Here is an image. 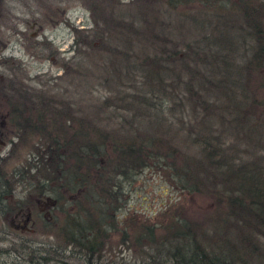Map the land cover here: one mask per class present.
<instances>
[{
	"label": "rangeland",
	"instance_id": "374dc122",
	"mask_svg": "<svg viewBox=\"0 0 264 264\" xmlns=\"http://www.w3.org/2000/svg\"><path fill=\"white\" fill-rule=\"evenodd\" d=\"M9 2L10 11L6 12V19L20 13L30 22L25 31V45L13 50L6 48V65H0V78L6 75V81L30 89L15 91L16 93H33L49 100L50 109L57 111L58 116L44 118V122L48 125L47 130L54 132L58 138L62 131L74 132L78 127L94 137L100 133L106 136L119 133L116 132L118 128L119 131L136 128L146 132L145 135L158 136L168 147L177 151L178 155L183 151L188 155L187 158H192L194 155L198 156L197 148L182 144V137L175 135L177 120L192 131H197L196 127L203 128L206 124L208 129L213 127V134L222 130L226 132L225 125L229 123L238 130L241 128L236 131L237 143L233 144L236 152L250 151L263 136V144L257 154L264 160V86H261V82L257 83V91L253 93L245 89L243 107L248 100L254 105L248 107L249 112L246 111L251 116L238 113L241 124L228 122L229 116L225 114L220 115L219 122L218 116H207L206 111V117L202 118L200 107L191 109L187 105V98L183 94L187 92V86L189 92L205 94L203 102L208 105V109L217 103L215 100L221 93L216 88L207 89L208 92L204 90L205 80L212 79L209 76L211 73H207V69H203L197 60L199 57L204 59V56L211 59L216 52L203 53L205 46L200 42L207 39L210 43H219L233 39V30L224 32L225 38L213 36L212 40L207 32L204 34V28L213 19L211 15L214 10L209 11L203 2L69 0L67 6L58 0ZM59 8H66L65 16L69 20H62ZM32 19L36 20L34 26H30ZM10 39L22 41L16 35L10 36L6 27V41ZM249 46H253V43L247 41L242 56L241 52L235 53L229 48L217 53L228 57V65L233 67L232 75L236 78L243 76L240 65L246 64L244 58L251 52ZM55 47L57 49L54 50ZM159 52L164 57H169V65H166V58L165 65H140L141 58H155V54ZM175 59L189 65L191 71L194 70L193 66L201 67L194 72L192 78H188L186 70L180 74L172 67L179 65ZM149 62L146 60L145 63ZM140 67H144L154 77H157L158 73H155L158 67L165 76H175L180 85L173 90L174 95L169 97L164 91L152 89L149 93L153 94L154 101L148 98L150 106L146 102H139L135 93L144 89ZM250 83H253L251 78ZM11 91H8L10 95L13 93ZM6 109H11L7 103ZM157 125L159 128H155ZM32 127L35 129V126ZM17 129H14L15 136L12 133L9 135L16 138L9 145L10 151L6 154V179L11 183L10 190L14 191L9 200L14 203L18 199L22 201V206H29L36 224L32 230L24 231H16L11 227L6 240L0 234V264L4 260L6 264H84L82 257L70 251L65 237L59 235V228L63 223L61 217H64L62 208L70 205L69 198L75 194L73 189L63 187L67 183L62 173L66 176V171L73 170L71 166L74 162L71 164L66 160L62 165L55 160L51 165L46 160L45 165L39 166L43 160L40 156L46 151L39 147L44 143L43 137H39L30 128ZM232 140L233 137L230 139L226 136V143L219 144L224 147ZM106 149L108 152L100 158L101 161L115 159L116 154H112L111 147ZM137 172L138 169L134 171L132 184L126 186L128 188L124 192V198L122 195L119 198L121 205L110 210L115 216L111 219L115 220V224L108 227L105 238L107 241L103 248L107 244V258L115 262L128 259L132 254L129 246L138 224L129 216L158 221L166 218L164 212L169 206L178 204L180 207H187L193 216H200L202 207H208L211 203V198L207 195L184 192L172 185L168 169L160 171L146 166L142 172ZM39 190L43 191L38 193ZM114 204L117 205L118 202ZM14 212L11 210L7 214V221L11 218L18 221ZM170 212L174 213L173 209ZM46 217L50 219L48 225L44 223ZM51 222L55 225L52 226ZM123 228L126 236H123Z\"/></svg>",
	"mask_w": 264,
	"mask_h": 264
},
{
	"label": "trees",
	"instance_id": "16d2710c",
	"mask_svg": "<svg viewBox=\"0 0 264 264\" xmlns=\"http://www.w3.org/2000/svg\"><path fill=\"white\" fill-rule=\"evenodd\" d=\"M199 1L209 11L214 10L211 17L215 20L211 19L204 28V34L207 32L212 40L213 36L225 38L224 32L233 30V39L219 43H210L207 39L200 42L205 46L203 53L216 52L211 59L199 57L197 62L207 69V73H211L209 76L212 79L205 80L204 90L208 92L207 89L216 88L219 93L221 91L215 100L217 103L208 109L203 102L205 94L189 92V86L183 94L189 108H201L202 118L206 115L218 116L217 121L220 122V115L225 114L229 116L228 122L241 124L238 113L250 115L247 113L248 107L254 105L248 100L243 107L245 89L253 93L257 91L258 82L264 86V0ZM247 41L252 42L253 46H249L251 52L244 58L246 64L240 65L243 68L241 77L244 78H236L232 75L233 67L228 65V57L217 53L229 48L235 53L241 52L242 56ZM165 58L166 65H169V57H164L161 52L155 54V58H141L140 65H165ZM146 60L150 62L145 63ZM175 61L179 65L171 66L180 74L186 70L188 78H192L201 67L196 65L197 69L193 66L195 71H191L189 65H184L179 59ZM171 62L174 63L173 60ZM209 66L210 69L214 67L211 72ZM139 71L143 75L144 89L135 94L139 102H146L149 106L150 100L154 101L149 91H164L165 95L171 97L175 87L180 85L175 76H165L159 67L155 74L163 76L162 79L158 74L154 77L144 67H140ZM250 78L253 83H250ZM180 96L183 99L181 92ZM15 119L19 125L27 127L23 116H15ZM253 120L257 121L255 118ZM180 123L176 121L175 135L182 137L177 135L182 139V144L194 145L198 156L187 158L183 151L178 155L158 136L145 135L146 132L136 128L129 131H119L118 128L116 132L119 133L107 136L100 133L94 137L78 127L74 132L62 131L58 138L42 124L32 123L35 129L31 128L44 139L39 147L46 150L40 156L43 160L39 166L45 165L46 160L51 165L55 160L62 165L66 160L71 164L74 162L71 166L73 170L66 171V176L62 173L67 183L63 187L73 189L76 195L69 198L68 207L62 208L64 217H61L63 223L59 235L65 237L70 251L82 257L84 264H264V160L257 154L261 150L263 136L250 151L239 153L233 144L237 143L236 131L241 128L238 130L228 123L225 125L226 132L222 130L213 134V127L208 129L206 124L192 131ZM251 126L254 128V125ZM155 128H159V125ZM199 130L204 132L200 133ZM226 136L230 139L233 137V140L222 147L219 143L225 144ZM108 146L116 157L101 161L100 158L108 152ZM146 166L160 171L168 169L172 185L184 192L207 195L211 203L208 207H202L200 216H193L187 207H180L179 204L169 206L164 212L166 218L158 221L129 216L138 224L129 246L132 254L128 259L115 262L107 258V244L103 248L108 227L115 224V220H111L115 216L110 210L121 205L119 198L121 195L124 198L126 186L134 181V171L138 169L137 173L142 172ZM116 201L117 205L114 204ZM171 209L174 213L170 212ZM126 235L123 228V236Z\"/></svg>",
	"mask_w": 264,
	"mask_h": 264
},
{
	"label": "flooded vegetation",
	"instance_id": "af4514ba",
	"mask_svg": "<svg viewBox=\"0 0 264 264\" xmlns=\"http://www.w3.org/2000/svg\"><path fill=\"white\" fill-rule=\"evenodd\" d=\"M9 1L10 0H0V65H6V48L13 50L25 45V31L30 22V20L23 18L20 13L13 14L12 17L8 16L9 18L6 19V12L9 13L10 11V8H8L10 6ZM58 1L67 6L69 0ZM59 11L62 12V20H69V17L67 15L65 16L66 8H59ZM35 24L36 20L32 19L30 26H34ZM14 26L15 29H13ZM6 27L7 33H9L10 36L16 35L22 41L17 40L16 42L11 41V39L6 41ZM55 49L57 48L55 47L54 50ZM23 89L26 91L30 90L29 88L25 89L23 86H15L11 81H6V75L0 78V234L4 237V240H6V235L9 234L11 227L16 231H24L28 229L32 230L36 224L32 209L29 206H22V201L18 199L14 203H11L9 200L14 191L10 190L11 183L6 179V154L10 151L9 145H11V142L16 138L14 137V129H17L16 126L19 128L32 129L33 122L44 124L47 128L48 125L44 122V118L58 116L57 111L50 109L49 100L45 97L35 96L33 93L24 95L15 92H20ZM8 91L13 92L12 95H10ZM6 103L11 109H6ZM16 107L20 109H16ZM15 116H23V122L27 124V127L23 124L19 125ZM11 133L14 136L9 137ZM40 191L43 190H39L38 193H40ZM11 210L15 211L13 214L14 217L18 218V221H14L12 218L7 221V214H9ZM24 210H26V212H24ZM48 221L50 222V219L46 217L44 223L48 225ZM51 225L54 226L55 224L51 222ZM3 250L6 252V249ZM4 255H6V253H4ZM3 264H6V260L3 261Z\"/></svg>",
	"mask_w": 264,
	"mask_h": 264
}]
</instances>
